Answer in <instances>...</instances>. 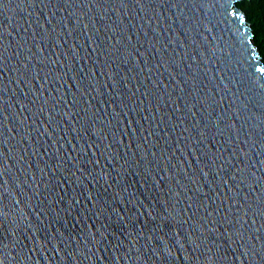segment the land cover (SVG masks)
I'll return each instance as SVG.
<instances>
[{"label":"water","instance_id":"1","mask_svg":"<svg viewBox=\"0 0 264 264\" xmlns=\"http://www.w3.org/2000/svg\"><path fill=\"white\" fill-rule=\"evenodd\" d=\"M244 1L0 0V264H264Z\"/></svg>","mask_w":264,"mask_h":264},{"label":"trees","instance_id":"2","mask_svg":"<svg viewBox=\"0 0 264 264\" xmlns=\"http://www.w3.org/2000/svg\"><path fill=\"white\" fill-rule=\"evenodd\" d=\"M241 7L246 12L248 20L252 24L257 45L261 36L264 35V0L244 1ZM262 57L264 60V56Z\"/></svg>","mask_w":264,"mask_h":264},{"label":"snow or ice","instance_id":"3","mask_svg":"<svg viewBox=\"0 0 264 264\" xmlns=\"http://www.w3.org/2000/svg\"><path fill=\"white\" fill-rule=\"evenodd\" d=\"M257 47L259 48L261 55L264 56V35L261 36L257 43Z\"/></svg>","mask_w":264,"mask_h":264},{"label":"rangeland","instance_id":"4","mask_svg":"<svg viewBox=\"0 0 264 264\" xmlns=\"http://www.w3.org/2000/svg\"><path fill=\"white\" fill-rule=\"evenodd\" d=\"M242 3H240V6H241Z\"/></svg>","mask_w":264,"mask_h":264}]
</instances>
